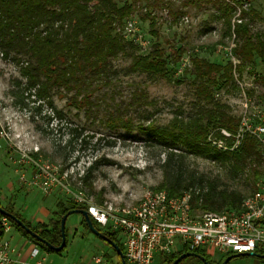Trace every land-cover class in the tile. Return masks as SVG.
<instances>
[{
  "label": "rangeland",
  "instance_id": "374dc122",
  "mask_svg": "<svg viewBox=\"0 0 264 264\" xmlns=\"http://www.w3.org/2000/svg\"><path fill=\"white\" fill-rule=\"evenodd\" d=\"M170 1L177 14L176 23L165 6L147 9L146 1L139 0L132 16L123 21L120 32L126 41L137 47V54L146 55L156 45L162 49L167 77L129 72L130 59L118 56L111 61L109 76L101 81L100 90L93 97L98 109L95 107L89 113L73 105L69 100L72 94L64 90L53 88L44 98H37L33 90L24 91L25 81L18 66L0 55V130L4 133L0 141L1 208L17 214L30 226L44 223L50 229L56 221L52 213L58 202L68 205L69 201L83 197L97 205H132L145 192L156 191L161 185L166 153L181 150L170 148L172 138L163 131H167L174 117L187 118L198 107L191 59L197 57L220 65L237 61L232 52L233 36L228 34L212 8L181 10L178 2ZM238 1L242 2L243 8L251 7L264 16V0ZM179 10L184 14L179 15ZM148 14L150 17L146 16ZM238 15L239 10L232 24ZM250 31L264 34V22L255 19ZM234 78L235 86H223L220 81L212 91L213 99L230 108L229 113L238 120V125L244 114L251 121L264 124V65L255 58L241 74L235 73ZM135 89L147 93L150 105L141 109L126 108ZM117 105H120L118 111L131 118L134 130L109 128L102 123L104 112L109 109L117 113ZM149 125L162 132L138 129ZM23 154L57 167L65 178L62 180L65 188L57 187L45 193L29 186L32 169L21 160ZM184 164L188 171L203 174L194 176L212 180L218 190L238 192L242 200L256 190L258 183L264 182L263 162L248 166L237 174H233L227 164L206 156L188 154ZM253 169L260 171L258 179H255ZM23 175L24 180L21 179ZM187 190L192 193V189ZM97 228L101 230L99 226ZM64 233L65 246L60 251L40 250L46 264H74L95 254L109 256L112 259L109 264H117V256L90 232L80 214L68 215ZM2 238L21 255L32 247L27 237L12 225ZM201 249L212 264L223 256L234 255L220 253L208 246ZM153 264L166 263L162 256L155 255ZM178 264L202 263L195 257H186ZM227 264L264 262L246 255L233 257Z\"/></svg>",
  "mask_w": 264,
  "mask_h": 264
},
{
  "label": "trees",
  "instance_id": "16d2710c",
  "mask_svg": "<svg viewBox=\"0 0 264 264\" xmlns=\"http://www.w3.org/2000/svg\"><path fill=\"white\" fill-rule=\"evenodd\" d=\"M138 1L0 0V55L4 60H10L18 66L19 74L25 81L24 91L33 90L37 98H44L53 88L64 90L72 94L69 100L73 105L82 107L89 113L95 107L98 109L99 105L93 101V97L100 90L101 81L109 76L111 61L118 56L130 59L129 72L167 77V63L162 49L156 45L146 55L137 54V47L126 41L120 33L123 21L132 16ZM145 1L147 9L155 10L165 6L176 23L177 14L173 12L170 0ZM174 1L179 3L181 10L212 8L228 34L233 36L235 46L232 52L238 62L220 65L197 57L191 59V73L194 76L193 86L198 107L196 112L187 118L174 117L167 131H163L172 138L170 148L179 147L181 150L177 153L169 150L166 153L162 164L164 181L155 190L164 189L170 195H177L183 190L192 189V206L196 209L217 212L238 208L242 202L238 192L218 190L212 180L194 176L203 174L188 171L184 160L188 154L206 156L223 165L227 164L233 174L244 172L248 166L252 167L255 163L260 165L263 162L259 144L253 137L246 136L239 147L226 151L217 150L207 140L212 136L216 140H223L227 147L233 144V140L224 138L220 130L235 133L238 120L229 113L230 108L227 105L213 99L212 91L220 81L223 86L230 84L235 86L234 74H241L255 58L264 65V34L250 31L253 21L259 19L264 22V16L251 7L243 8L242 2L238 0ZM237 10L238 22L232 24ZM177 12L179 15L184 14L180 10ZM150 14L146 16L150 17ZM148 105L150 103L147 93L142 89H135L129 96L126 108L141 109ZM119 106L115 108L117 113L106 110L102 115V123L109 128L134 130L133 121L118 111ZM138 129L142 132H162L153 125ZM253 171L255 179H258L261 176L260 171L255 169ZM85 209L86 205L76 201H69L68 205L58 202L52 213L56 221L50 229L44 223H39L35 227L30 226L17 214L4 209L20 219L40 238V241L31 237L10 218L1 213L0 217H5L10 225L15 226L28 241L40 249L53 252L41 241L58 246L61 240L62 216L70 210ZM92 224L98 229L94 221ZM102 234L114 241L123 253L115 233L102 231ZM110 249L116 255L111 247ZM186 252L197 254L212 264L210 257L201 248L193 250L183 248L159 257L162 256L166 264H171L174 259ZM253 253L254 257L261 258L264 262L263 249H255ZM234 255L230 256L233 258ZM228 256H223L216 264H222ZM104 257L108 262L112 260L109 256ZM190 257L197 258L203 264L198 257ZM117 264H120L118 256Z\"/></svg>",
  "mask_w": 264,
  "mask_h": 264
},
{
  "label": "built area",
  "instance_id": "2783aa9c",
  "mask_svg": "<svg viewBox=\"0 0 264 264\" xmlns=\"http://www.w3.org/2000/svg\"><path fill=\"white\" fill-rule=\"evenodd\" d=\"M238 61H233L235 64ZM224 138L233 140L227 147L223 140L208 138V143L219 151L234 150L246 136L257 140L264 163V124L251 121L245 114L241 117L235 133L220 130ZM4 133L0 130V141ZM24 164L30 165L29 186L48 193L64 187V176L57 167L21 156ZM24 180V175L21 177ZM65 188V187H64ZM73 201L86 205L91 221L102 231L120 235L126 264H153L155 255H167L183 248L189 250L212 247L220 253H253L264 250V182L244 198L238 208L220 212L196 209L192 206L190 190L170 195L165 190L147 191L132 205H97L77 197ZM10 223L0 217V264H46L41 249L34 243L29 251L21 255L16 248L2 238L10 230ZM74 264H109L103 255H92Z\"/></svg>",
  "mask_w": 264,
  "mask_h": 264
},
{
  "label": "water",
  "instance_id": "95a60500",
  "mask_svg": "<svg viewBox=\"0 0 264 264\" xmlns=\"http://www.w3.org/2000/svg\"><path fill=\"white\" fill-rule=\"evenodd\" d=\"M0 213L3 214L5 217H8L11 220H13L18 226H20L22 229H24L31 237H33L34 239H37V240L40 241V238L35 233H33L29 228H27L24 225V223L20 219L16 218L13 214L5 211L1 207H0ZM73 213L80 214L82 216V218H83V222H84L85 226L90 230V232H92L99 239H101L102 241L107 243L115 251V254L119 257L120 264H126V262H125V260L123 258V253H122L121 248L114 241L108 239L106 236H104L100 231H98L94 227V225L92 224L91 219L89 218V216H88V214H87V212L85 210H70L65 215H63L62 218H61V221H60L61 240H60L59 245L58 246H52L49 243H45V242L41 241L42 243L45 244L46 247H48L52 251L57 252V251H60L65 246L64 225H65V221H66L68 215L73 214ZM246 255L253 256L254 253H242V254L234 255V257L246 256ZM190 256H196L203 262V264H209L203 257L197 256V254H194V253H191V252L182 253L176 259H174L171 264H178L181 260H183L186 257H190ZM231 258H232L231 256L227 257L223 261L222 264H227Z\"/></svg>",
  "mask_w": 264,
  "mask_h": 264
},
{
  "label": "flooded vegetation",
  "instance_id": "af4514ba",
  "mask_svg": "<svg viewBox=\"0 0 264 264\" xmlns=\"http://www.w3.org/2000/svg\"><path fill=\"white\" fill-rule=\"evenodd\" d=\"M98 230V229H97ZM105 243V242H104ZM105 244H107V243H105ZM108 245V244H107Z\"/></svg>",
  "mask_w": 264,
  "mask_h": 264
},
{
  "label": "crops",
  "instance_id": "0c3cea01",
  "mask_svg": "<svg viewBox=\"0 0 264 264\" xmlns=\"http://www.w3.org/2000/svg\"><path fill=\"white\" fill-rule=\"evenodd\" d=\"M28 184V183H27ZM10 229H11V227H10Z\"/></svg>",
  "mask_w": 264,
  "mask_h": 264
}]
</instances>
